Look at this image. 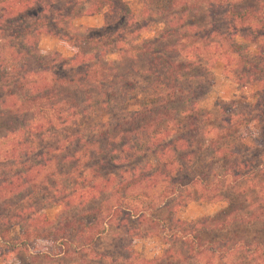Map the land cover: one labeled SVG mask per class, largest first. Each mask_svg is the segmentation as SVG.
Wrapping results in <instances>:
<instances>
[{
    "label": "trees",
    "instance_id": "16d2710c",
    "mask_svg": "<svg viewBox=\"0 0 264 264\" xmlns=\"http://www.w3.org/2000/svg\"><path fill=\"white\" fill-rule=\"evenodd\" d=\"M140 1L136 17L124 0H0V84L10 87L0 98V110L13 127L0 138L6 140L0 145V201L42 195L13 216L21 249L37 261L53 259L50 264H74L69 257L82 258L83 252L90 253V261H102L105 254L92 248L106 227L115 226L124 233L122 254L138 264H216L215 257H231L228 264H264L262 242H214L202 235L264 222V172L253 178L264 166V137L250 146L247 137L260 125L264 135V0L243 8L231 0ZM50 8L55 18L43 16ZM99 14L104 25L88 42L67 27L74 18ZM135 23L162 28L153 40L125 44ZM53 31L92 49L74 48L71 57L59 59L73 70L68 77L39 57L41 38ZM8 61L16 66L8 68ZM217 61L228 80L254 91L256 98L252 106L241 104L234 116L227 117L229 105H222L219 126L200 106L213 87ZM83 87L99 100V120L86 110L75 112L66 99L67 90ZM24 118L29 122L22 126ZM214 130L216 137H208ZM199 151H211L216 165L230 166L233 181L245 183L241 202L227 200L213 216L197 221L172 220L180 248L140 257L132 246L131 218L156 231L163 222L142 213L143 205L151 203L150 193L159 185L164 191L186 185L191 166L202 160ZM42 186L53 190L47 200ZM50 205L62 206V213L75 208L74 214L54 222L45 212ZM10 239L4 226L0 241Z\"/></svg>",
    "mask_w": 264,
    "mask_h": 264
},
{
    "label": "rangeland",
    "instance_id": "374dc122",
    "mask_svg": "<svg viewBox=\"0 0 264 264\" xmlns=\"http://www.w3.org/2000/svg\"><path fill=\"white\" fill-rule=\"evenodd\" d=\"M128 2L129 6L135 12L136 17L140 14L142 10V4L140 0H124ZM235 3L236 7L243 8L248 5H256L263 0H231ZM54 9L50 8L49 12L43 16L46 18H55ZM103 20V15L95 18H74L69 21L67 26L72 33H79L83 36L87 42L91 38L99 37L97 32L100 27L98 24ZM131 28V26H130ZM135 28V29H134ZM162 28L159 24H153L151 27H141V24H133L130 32L133 38L128 37L125 44H135L140 40H153L158 37V32ZM52 30V29H51ZM52 36H43L39 42V57L46 62H49L55 66V73L63 76H70L73 72L71 67H62L59 61L60 58H69L73 55V49L83 51L85 53L92 52L89 48L88 43H81L80 45H75L73 42L57 37V32L53 31ZM237 41H242L241 37L235 38ZM251 52L256 53V48L251 47ZM4 59H7V55H4ZM8 68L15 67L16 64L8 61L6 63ZM13 67V68H14ZM202 68H197L196 71L202 72ZM214 74V84L208 95L201 102L205 113L210 114L209 120L212 125L219 126L223 122L221 119L220 108L222 105H229L226 108L228 116H234L237 111L240 110L241 104L254 105L256 98L254 91L249 89H240L236 84L226 78L223 73V63L217 61L214 69L212 70ZM11 74L17 73L16 70H12ZM48 78L50 77L48 73ZM8 86V85H7ZM10 88V87H8ZM7 87L0 84V98L7 92ZM88 88V89H86ZM89 87L79 88L77 90L71 91L67 90V100L71 101V108L75 112L89 113L93 118L98 119V110L101 107L97 96L92 94ZM90 95L89 97H87ZM89 98V99H88ZM91 98V99H90ZM130 107H134L133 102L128 103ZM230 109V111H229ZM90 110V111H87ZM83 116L82 114L80 115ZM23 119V118H22ZM222 120V121H221ZM22 126L28 124V120L24 118L21 120ZM9 115L0 110V138L5 134V129L7 127L8 131H11L12 126L9 125ZM102 122V120L100 121ZM264 126V113L262 116V121ZM18 122L14 121L13 126H16ZM19 125V124H17ZM260 125V124H259ZM258 125V126H259ZM257 126V127H258ZM261 125L255 130L250 129L248 132V146L257 143L264 135L261 133ZM95 130V129H93ZM217 130L208 133V137L215 138ZM264 140V139H263ZM6 142V140H4ZM3 139L0 140V145L3 144ZM1 146L0 148H4ZM263 146V145H262ZM264 147V146H263ZM264 154V153H263ZM249 153H245L246 157ZM259 155L261 153L259 152ZM198 156L202 158L201 162L193 164L191 169L186 174V185H176L172 184L169 190L164 191L165 185H159L158 188L151 191V203L146 202L141 209L142 213L154 216L160 221V226L156 231H151L148 228L140 227L137 223V219L131 218L129 222V228L134 230V239L132 246L136 254L145 259H152L162 255L165 248L172 246L174 249L180 248L178 242L174 241L173 227L174 223L172 220H182V221H197L205 216H213L216 211L225 206V201L230 200L232 204L237 205L241 202L240 195L241 191L247 188L245 183H238L232 179V170L230 166L226 169L222 165H216L211 151L203 152L199 151ZM258 164V161H257ZM51 166V165H48ZM193 167V168H192ZM45 173L48 174V168L45 167ZM3 171V169H2ZM1 172V171H0ZM193 172V173H192ZM264 172V166L258 167L253 171V178L257 177V174ZM257 173V174H256ZM197 175V176H196ZM203 180L202 183L201 179ZM52 179L49 180V182ZM51 183V182H50ZM46 190V186L41 187ZM174 190L172 191V189ZM245 188V189H244ZM47 194L44 195L46 200L53 194L52 189H47ZM172 191V192H171ZM40 194L38 197L34 195V198L26 195H22L18 198H8L0 201V230L6 226L11 231V239L9 242L0 241V264H50L51 261L45 259H40L37 261L27 252H24L19 244L20 239V227L17 221L13 218L14 214L18 212L21 208L27 206L28 204L36 205L41 201ZM7 206V207H5ZM70 209L68 212H64L62 206L50 205L46 208L45 212L48 218L54 222H57L62 215H67L69 213L74 214L73 210ZM162 224V225H161ZM124 235L122 230L116 229L115 226L106 227L104 234L97 239L96 244L93 246V250L97 254H105V258L102 261H90V253L83 252L82 258L78 255L72 254L69 259H74V264H138L133 262L132 259L125 257L121 250V237ZM204 239L212 240L214 242L218 241H237L245 240L247 242H262L264 243V222H260L253 226H243L237 224L230 229L222 231H206L203 234ZM21 249V250H20ZM233 257V256H232ZM227 261L219 260L215 257L216 264H228ZM234 259L243 258V255H236ZM61 259V258H57ZM69 259H65L64 262H69Z\"/></svg>",
    "mask_w": 264,
    "mask_h": 264
},
{
    "label": "crops",
    "instance_id": "0c3cea01",
    "mask_svg": "<svg viewBox=\"0 0 264 264\" xmlns=\"http://www.w3.org/2000/svg\"><path fill=\"white\" fill-rule=\"evenodd\" d=\"M100 15H103V14H99V15L92 16V17H79V18H95V17H98V16H100ZM103 25H104V16H103V20L100 21V23H99L98 26H96V27H98V28H99V27L102 28Z\"/></svg>",
    "mask_w": 264,
    "mask_h": 264
}]
</instances>
